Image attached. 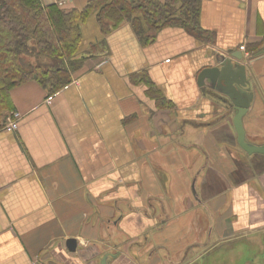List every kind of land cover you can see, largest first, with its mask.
<instances>
[{
	"label": "crops",
	"instance_id": "1",
	"mask_svg": "<svg viewBox=\"0 0 264 264\" xmlns=\"http://www.w3.org/2000/svg\"><path fill=\"white\" fill-rule=\"evenodd\" d=\"M200 25V35L168 25L144 43L130 21L104 33L92 15L69 84L11 90L0 264H179L264 234V154L240 146L234 111L199 84L216 52H244L246 138L264 145V0H203ZM13 111L21 118L8 132Z\"/></svg>",
	"mask_w": 264,
	"mask_h": 264
},
{
	"label": "trees",
	"instance_id": "2",
	"mask_svg": "<svg viewBox=\"0 0 264 264\" xmlns=\"http://www.w3.org/2000/svg\"><path fill=\"white\" fill-rule=\"evenodd\" d=\"M203 0H89L81 9H65L43 0H0V121L14 107L11 90L37 80L54 93L69 84V70L81 68V22L95 15L104 33L127 20L144 42L168 25L195 35ZM202 34V33H201ZM47 56L51 63L31 60ZM1 127V124H0Z\"/></svg>",
	"mask_w": 264,
	"mask_h": 264
},
{
	"label": "water",
	"instance_id": "3",
	"mask_svg": "<svg viewBox=\"0 0 264 264\" xmlns=\"http://www.w3.org/2000/svg\"><path fill=\"white\" fill-rule=\"evenodd\" d=\"M199 84L210 89V95L222 102L227 111H234L233 121L238 134L240 146L250 154H264V145L247 141L243 117L254 99L253 82L244 52H230V56L216 52L211 64L199 75ZM78 240H67L68 250H77ZM101 264H108V256H104Z\"/></svg>",
	"mask_w": 264,
	"mask_h": 264
},
{
	"label": "rangeland",
	"instance_id": "4",
	"mask_svg": "<svg viewBox=\"0 0 264 264\" xmlns=\"http://www.w3.org/2000/svg\"><path fill=\"white\" fill-rule=\"evenodd\" d=\"M31 60L43 65L52 62L47 56L39 59L33 56ZM192 264H264V234L224 243L201 255Z\"/></svg>",
	"mask_w": 264,
	"mask_h": 264
},
{
	"label": "built area",
	"instance_id": "5",
	"mask_svg": "<svg viewBox=\"0 0 264 264\" xmlns=\"http://www.w3.org/2000/svg\"><path fill=\"white\" fill-rule=\"evenodd\" d=\"M67 0H62L61 2H57L59 5H61L63 2ZM243 50H245V46L241 47ZM21 118V113L19 111H13L11 113V116L4 124V129L8 132H14L18 129L19 126V120Z\"/></svg>",
	"mask_w": 264,
	"mask_h": 264
},
{
	"label": "flooded vegetation",
	"instance_id": "6",
	"mask_svg": "<svg viewBox=\"0 0 264 264\" xmlns=\"http://www.w3.org/2000/svg\"><path fill=\"white\" fill-rule=\"evenodd\" d=\"M188 261H189L188 257L186 256V257H184L183 260L180 261L179 264H192V263H194V262H188Z\"/></svg>",
	"mask_w": 264,
	"mask_h": 264
}]
</instances>
